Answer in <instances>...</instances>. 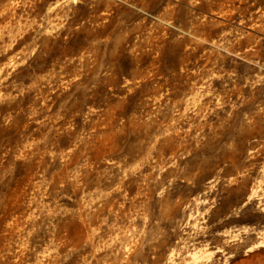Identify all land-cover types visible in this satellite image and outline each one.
Returning <instances> with one entry per match:
<instances>
[{"label": "rangeland", "instance_id": "rangeland-1", "mask_svg": "<svg viewBox=\"0 0 264 264\" xmlns=\"http://www.w3.org/2000/svg\"><path fill=\"white\" fill-rule=\"evenodd\" d=\"M0 264H264V0H0Z\"/></svg>", "mask_w": 264, "mask_h": 264}]
</instances>
